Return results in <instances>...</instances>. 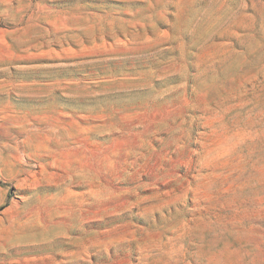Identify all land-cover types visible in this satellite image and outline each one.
Segmentation results:
<instances>
[{"label": "rangeland", "instance_id": "rangeland-1", "mask_svg": "<svg viewBox=\"0 0 264 264\" xmlns=\"http://www.w3.org/2000/svg\"><path fill=\"white\" fill-rule=\"evenodd\" d=\"M0 264H264V0H0Z\"/></svg>", "mask_w": 264, "mask_h": 264}]
</instances>
